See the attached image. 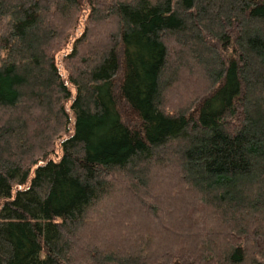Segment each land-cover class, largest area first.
<instances>
[{"label":"trees","instance_id":"1","mask_svg":"<svg viewBox=\"0 0 264 264\" xmlns=\"http://www.w3.org/2000/svg\"><path fill=\"white\" fill-rule=\"evenodd\" d=\"M83 1L0 0V264H264V0H86L64 78Z\"/></svg>","mask_w":264,"mask_h":264},{"label":"rangeland","instance_id":"2","mask_svg":"<svg viewBox=\"0 0 264 264\" xmlns=\"http://www.w3.org/2000/svg\"><path fill=\"white\" fill-rule=\"evenodd\" d=\"M89 6L87 5L86 0L83 1L82 3V11L80 14V18L77 24V27L74 29L73 34L70 36V38L68 39V42L61 47V49L58 51V53L56 54V64L61 72V74L63 75L64 78H66V76L69 73L68 70V63H71L70 58H67V54H69L72 50V47H74L75 45V41L77 38H79V36L81 35V33L85 32L86 29L88 28V26L90 24L89 21ZM102 25H97L96 26V30L95 35L98 36L100 38V36L102 35ZM77 44V43H76ZM73 61V60H72ZM192 71L189 72H181L180 75V81L179 84H177V86H174L173 88H171L168 92H166L164 94V105H166V107L168 109H173L174 107L178 106H184L185 103L190 100L191 95H193L194 90H199L201 88L204 87L205 82L200 80V76L197 77H190ZM72 93H74V88H71ZM0 116H1V112H0ZM1 119H0V123H1ZM59 140L55 141L54 144V149H55V155H52L53 157H57L60 155V147H59Z\"/></svg>","mask_w":264,"mask_h":264}]
</instances>
